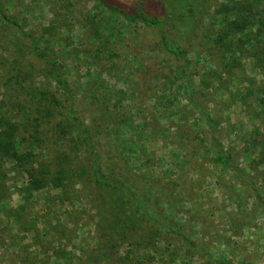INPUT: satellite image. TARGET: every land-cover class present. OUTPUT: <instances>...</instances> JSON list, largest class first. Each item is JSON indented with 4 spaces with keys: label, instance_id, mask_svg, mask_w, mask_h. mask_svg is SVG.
<instances>
[{
    "label": "rangeland",
    "instance_id": "374dc122",
    "mask_svg": "<svg viewBox=\"0 0 264 264\" xmlns=\"http://www.w3.org/2000/svg\"><path fill=\"white\" fill-rule=\"evenodd\" d=\"M205 1L200 22L160 29L95 0H0V117L12 127L0 154V264H88L103 247L93 264H264V214L210 161L184 90L187 76L223 147L264 192V0ZM14 24L55 62L104 174L138 202L83 181L84 144L58 116L66 95ZM162 36L187 58L186 74ZM34 87L62 102L37 125Z\"/></svg>",
    "mask_w": 264,
    "mask_h": 264
},
{
    "label": "trees",
    "instance_id": "16d2710c",
    "mask_svg": "<svg viewBox=\"0 0 264 264\" xmlns=\"http://www.w3.org/2000/svg\"><path fill=\"white\" fill-rule=\"evenodd\" d=\"M95 2L103 9L113 12L127 22H140L148 27L160 29L165 28L166 25L178 23H182L184 27H190L192 24L200 22L206 14L204 12L205 0H95ZM14 25L19 34L25 36L29 40L31 54L49 65L45 73L48 79L55 82L59 89L66 95L65 111L58 116L68 121L69 126L77 132L84 144L87 163L86 166L81 169V173L84 176L83 181L89 184V186L91 185V188L110 192L118 191L122 195L129 194L133 200H136L137 197L133 191L130 190L128 182L114 177L108 178L104 174L99 165V154L93 147L90 133L79 124L74 116L72 91L64 75L57 70L55 62L48 59L40 52L39 42L35 37H32L29 33H25L19 25ZM161 41L168 47L170 52L182 59L183 73L186 74L188 60L185 55L178 49L176 44L166 36H162ZM187 78L186 76V86L184 87L186 100L191 104L205 126L206 135L212 150L210 161L229 170L234 179L240 185L245 186L256 199L258 207L264 214V192L257 186L253 178L233 160L231 154L225 150L220 140V126L217 119L195 98L193 94L194 90ZM28 99L32 103V109L36 115L32 117L36 125L40 118H49L54 116L56 112H61L62 102L38 87L30 89ZM57 127L58 131L61 133H65L67 130L66 127L65 129L59 125H57ZM7 129L10 131L12 130L11 124L6 117H0V154H4L5 150H9L11 147L9 140L6 141V139L10 138ZM139 209L141 210L142 208L140 207ZM120 222L122 225L128 227L130 219ZM104 248L105 247L99 248L95 254H92L88 264H93V255L101 258L107 257ZM212 260L215 264H234L229 259L219 257H212Z\"/></svg>",
    "mask_w": 264,
    "mask_h": 264
}]
</instances>
